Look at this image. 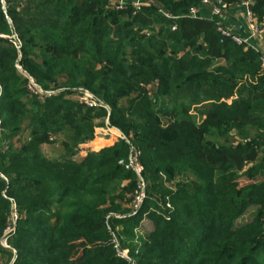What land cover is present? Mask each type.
<instances>
[{
  "label": "trees",
  "instance_id": "16d2710c",
  "mask_svg": "<svg viewBox=\"0 0 264 264\" xmlns=\"http://www.w3.org/2000/svg\"><path fill=\"white\" fill-rule=\"evenodd\" d=\"M144 1L0 0V264H264L259 53L190 16L201 0ZM104 119L124 139L75 160Z\"/></svg>",
  "mask_w": 264,
  "mask_h": 264
},
{
  "label": "built area",
  "instance_id": "2783aa9c",
  "mask_svg": "<svg viewBox=\"0 0 264 264\" xmlns=\"http://www.w3.org/2000/svg\"><path fill=\"white\" fill-rule=\"evenodd\" d=\"M107 1H108V5L114 9H122L123 5L125 4L124 2H118L116 0H107ZM253 2L254 0H242L239 4L240 6L245 8V17L248 22L251 35L263 34L264 33V15L261 17V20H258L252 14V12L248 10V7L251 6ZM144 3H145L144 0H136L131 5L135 9H138ZM200 4L210 6L212 8L213 15L216 17L220 16L224 12V10L228 7V5L225 4L224 0H201ZM195 12H196V8H193L190 10L189 15L194 17ZM217 31L221 34L223 38L230 39L231 41H233L235 44L239 46L248 47L247 40L238 37L232 31L224 28L222 25L218 23H217ZM258 53H259V60H260L261 67L264 68V51H258ZM76 98L81 104H83L84 106L88 108H106L98 100H96L92 96V94H90L86 90L79 91L77 93ZM119 137L121 138V136ZM139 157H140V151H138L137 149H131L127 162L126 163H123V161L119 162V164L124 165L125 169L134 172L138 177L136 190L133 194V200H132V208L134 211H136L140 207L145 197L144 183L140 176L142 172V166L140 164ZM167 207H169V205H167ZM16 219H17V214L15 211H13L10 215V218L8 220V225L4 231V235L1 241L2 247L6 249H9V246L7 245V238L10 235V233L14 231Z\"/></svg>",
  "mask_w": 264,
  "mask_h": 264
},
{
  "label": "crops",
  "instance_id": "0c3cea01",
  "mask_svg": "<svg viewBox=\"0 0 264 264\" xmlns=\"http://www.w3.org/2000/svg\"><path fill=\"white\" fill-rule=\"evenodd\" d=\"M116 1L124 2L125 4H132L136 0ZM194 17L215 21L216 24L218 23L222 25L224 28L229 29L238 37L247 40V46L249 48L255 49L257 51H264V33L251 35V31L245 17V8L240 6L238 3L229 5L224 10V12L217 17L213 15L212 8L210 6L200 4L198 7H196ZM113 143H109L106 146L112 145ZM93 144H95V140L90 145L93 147ZM101 147L103 148V146ZM97 150H99V148Z\"/></svg>",
  "mask_w": 264,
  "mask_h": 264
},
{
  "label": "rangeland",
  "instance_id": "374dc122",
  "mask_svg": "<svg viewBox=\"0 0 264 264\" xmlns=\"http://www.w3.org/2000/svg\"><path fill=\"white\" fill-rule=\"evenodd\" d=\"M45 94H47V93H45ZM47 95H50V94H47ZM74 96L77 97V95H74ZM192 114H194V113H192ZM103 122L106 126L97 127L95 129L93 140L86 143V144H83L79 147L78 153L74 156L75 160L78 161L80 158L84 157L87 154L88 150L97 151L98 148L99 149L102 148L101 146L104 147V146L108 145L109 143L111 144L113 142H116L119 139H124V137L122 136L120 131H118L114 128L107 127L106 119H104ZM97 123H100V120H97ZM119 136H121V138ZM94 140H95V144H93L94 146L92 147V145H90V144ZM41 150L48 158L59 157L60 155L63 154V149H62L60 143H54L51 145H44L41 147ZM140 176H141V174H140ZM132 200H133V198H131V201ZM130 207H132V202L130 204ZM255 210H256L255 207L248 208L247 211L244 213V215L241 218H239V220L236 223L241 224V223L250 221ZM151 229H152V223L147 219H143L142 223L139 227V230H138V232L140 233L139 235L144 236V235L148 234ZM126 253L127 252L125 251L124 254H126ZM13 254H15V251H13ZM2 259H3L2 262L4 263L5 257H3Z\"/></svg>",
  "mask_w": 264,
  "mask_h": 264
},
{
  "label": "water",
  "instance_id": "95a60500",
  "mask_svg": "<svg viewBox=\"0 0 264 264\" xmlns=\"http://www.w3.org/2000/svg\"><path fill=\"white\" fill-rule=\"evenodd\" d=\"M248 10H251V6L248 7ZM47 94H51V92H46Z\"/></svg>",
  "mask_w": 264,
  "mask_h": 264
}]
</instances>
